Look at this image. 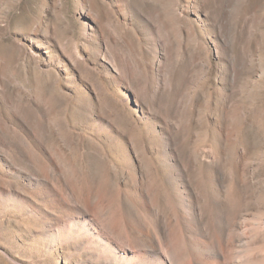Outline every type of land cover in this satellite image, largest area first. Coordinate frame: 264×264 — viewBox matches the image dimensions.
I'll list each match as a JSON object with an SVG mask.
<instances>
[{
    "label": "rangeland",
    "instance_id": "obj_1",
    "mask_svg": "<svg viewBox=\"0 0 264 264\" xmlns=\"http://www.w3.org/2000/svg\"><path fill=\"white\" fill-rule=\"evenodd\" d=\"M0 264H264V0H0Z\"/></svg>",
    "mask_w": 264,
    "mask_h": 264
}]
</instances>
